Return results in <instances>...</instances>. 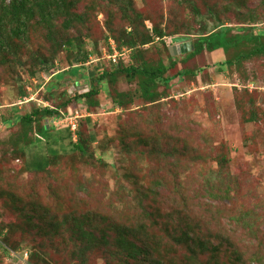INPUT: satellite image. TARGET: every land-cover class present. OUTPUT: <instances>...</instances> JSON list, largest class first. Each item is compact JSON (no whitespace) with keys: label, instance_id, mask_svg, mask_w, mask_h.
<instances>
[{"label":"rangeland","instance_id":"rangeland-1","mask_svg":"<svg viewBox=\"0 0 264 264\" xmlns=\"http://www.w3.org/2000/svg\"><path fill=\"white\" fill-rule=\"evenodd\" d=\"M91 1L73 4L86 18L77 20L75 29L64 32L58 15L53 26L61 31L58 37L41 28L29 40L15 39L0 49V264H264V57L243 60L237 68L223 63V48L204 51L170 72L196 67L198 76L180 74L168 87L160 82L158 89L168 95L154 103L139 95L137 81L125 74L115 83L99 82L107 86L96 96L97 106L65 103L89 89L83 83L96 85L89 75L98 76L94 64L101 57L112 72L113 47L132 26L140 23L143 29V20L161 22L169 31L200 32L217 22L210 13L216 7L219 22L252 26L257 33L264 28V0H120L131 4V19L120 5ZM137 13L141 19H134ZM80 36L91 53L84 66L66 42ZM142 49L143 59L163 57L168 63L162 43ZM117 51L114 62L129 59V50ZM44 57L54 66H43ZM115 90L132 93V102L116 106ZM46 106L64 113L56 128L76 126L84 136L92 131L96 141L46 171H28L9 140L19 135L21 116ZM48 131L39 134L45 138ZM47 142L32 140V167L44 166L39 154H45ZM42 203L54 212L43 211L34 222V206ZM100 215L120 226L138 217L139 232L156 239L153 261L129 257L134 238L126 244L117 230L105 231L103 238L96 233L92 250L83 249L79 235L93 229L90 219Z\"/></svg>","mask_w":264,"mask_h":264},{"label":"trees","instance_id":"trees-1","mask_svg":"<svg viewBox=\"0 0 264 264\" xmlns=\"http://www.w3.org/2000/svg\"><path fill=\"white\" fill-rule=\"evenodd\" d=\"M76 1L77 0H0V49L12 46L15 39L29 40L31 38V34L34 33V30H39L41 28H46L49 36L58 37L61 31L59 32V30L53 29L55 18L58 15L64 18V32L75 29L77 20L83 23L86 20L82 14H77L73 11V4L76 5ZM100 1H105L107 6L112 3L120 5V10L123 12L124 18L131 19L132 16L128 13V9H131V4L129 2L128 4L121 5L119 3L120 0ZM91 3L96 5L95 3H97V1L92 0ZM224 6L226 7V5ZM214 8L209 10L214 19L218 18L217 22L214 23L213 27L206 26L205 29L200 32H193L191 29H187L185 31L173 29L169 31V29H167L161 22H155L150 25L149 20L147 19L141 22V26H143V29L141 30L139 29L140 23L138 26H132L133 28L128 33L127 37L125 39H121L119 44L117 43V48L119 50L123 47L129 50V59L127 61H123L120 58L118 62L110 60V64L113 67L115 65L117 67L115 66V68L112 69V72H109L102 63L103 58L101 57L99 62L97 61V63L94 64V68L100 72L98 73V76L95 77L94 74L89 75V80H96V85H89V89L87 91L80 92L73 98L69 97L65 103L68 104V101L70 100L77 102H81L83 100L85 102L84 104L88 107L97 106L99 105V101L96 99V96L99 95L101 91L106 90L107 86L106 83L103 82L102 84H99V82L107 80L110 83H115L119 75L123 74H125L128 81L136 80L138 84L136 92L150 103H154L160 100L164 95H168L166 89H158L160 82L164 83L168 87L169 82L173 80L175 76L177 77L180 74L182 77L188 78H196L198 76L197 73L200 69H197L196 67L191 68L185 66L176 73L177 75H171L170 72L174 67L187 64L190 59L200 56L204 51L214 52L219 48H223L226 53V59L223 63L230 67L236 65L237 68H240L243 60H248L252 57H264V28L260 30L258 29L259 31L255 33L252 26L241 25L236 27L235 25L226 24L223 20L219 22L221 18L218 12L213 11ZM134 19H141V14L137 13ZM129 22L130 25L133 23L132 20H129ZM241 31L243 32L241 33ZM178 36L189 37L192 42V49L180 55H172L169 50V46L173 44L172 39ZM109 37L110 35L105 37V39H108ZM81 38L82 37L80 36L79 41L77 39H73V41L67 40L66 42H69L68 45H70V47L74 46V49L76 50L74 58L77 60V63H81L79 64L80 66H84L91 57V53L84 48V41ZM113 38L115 40L114 36ZM159 43H162L163 45L162 50L168 59V63L165 62L163 57L158 58L155 62L143 59V55L141 54V52H143L142 48L145 47L146 44H151V46L155 48L156 44ZM94 48H96V46ZM229 49L234 50L235 52L229 55ZM139 58H141L142 61L138 64L135 63V61ZM49 61L50 60H46L44 57L40 62L43 66L53 67L54 62ZM59 73L60 72H57L52 76H55L56 78ZM57 81L59 82V80ZM22 92L26 93L25 91ZM131 96L132 93L130 92L115 90V94L112 99L116 106L124 107L132 102L133 98ZM63 114L64 113L55 108L46 106L42 108H34L30 113H26L24 116H21L20 119L22 127L20 133L15 139L9 141L14 142L11 150L18 151L21 158H23L22 160L24 161L28 171H46L50 166L56 164L61 157H67L77 152L81 154L85 153L87 146H91L92 143L96 141V136L92 131L88 132L87 136H84L78 128L76 130H72L71 126L68 125H66V127H62L63 129L56 128L55 124L57 125L58 121L61 122L64 118ZM87 120L89 127H91L90 118L88 117ZM7 121L8 123L10 122L9 119ZM52 121L56 123H52ZM41 122L42 125H40ZM44 128L49 130L45 138L42 134H39V130ZM34 130L35 133L32 135ZM63 132H66V135L63 136ZM35 138L38 140H44L47 138V141H51L50 143L47 142L45 154H39L40 159L45 162L44 166L41 168H35L28 164L29 157L34 155V153L29 152L28 149L30 148L29 146H31L32 140ZM25 156L27 159L24 158ZM219 160L222 161V163H225L226 161L224 156H222ZM127 175L129 177L132 176L131 173H127ZM224 194H226V191H224ZM34 208L36 210L35 215L37 217H33L34 222L36 219L42 218V213H44L43 211L48 212L49 210H52V212H54L53 206L43 203L38 206L35 205ZM244 215L246 216V214ZM73 216L74 215H72V218ZM50 217H52V215ZM94 217L93 219H90L93 229L84 230L79 235L83 240V249L85 248L86 251L92 250L90 247H93L95 244L94 241L97 238L96 233H98L100 238H103L106 235L105 231L109 229L117 230L120 237H122L126 244L129 241V236L134 238V241L130 240L128 242L129 257L146 263L150 260L153 261L151 259L152 253L158 252L156 239L152 235L150 236L147 233L143 232V234L139 232L138 217L132 219L130 224H122L121 226L111 217L103 215L98 216L99 219H95ZM67 221L68 217L64 218L62 222L65 223ZM42 228L43 227H41V229ZM188 232L190 233L191 231H186L185 235L190 237L191 235L188 234ZM125 243L117 242L120 246L126 245ZM197 243H199V241H197ZM201 245L203 244L201 243ZM190 249L194 252H198V248L195 246L191 245ZM216 252L217 251H213L214 255ZM30 264L36 263L31 261Z\"/></svg>","mask_w":264,"mask_h":264},{"label":"water","instance_id":"water-1","mask_svg":"<svg viewBox=\"0 0 264 264\" xmlns=\"http://www.w3.org/2000/svg\"><path fill=\"white\" fill-rule=\"evenodd\" d=\"M173 44L169 46L172 55L184 53L192 49V42L189 37L178 36L172 39Z\"/></svg>","mask_w":264,"mask_h":264},{"label":"built area","instance_id":"built-area-1","mask_svg":"<svg viewBox=\"0 0 264 264\" xmlns=\"http://www.w3.org/2000/svg\"><path fill=\"white\" fill-rule=\"evenodd\" d=\"M111 52H113L112 53V60L115 61L117 55L119 54V52L117 51V48L115 46L113 47V49H112ZM71 128H72V130H75L76 129V126H74V127L72 126Z\"/></svg>","mask_w":264,"mask_h":264},{"label":"crops","instance_id":"crops-1","mask_svg":"<svg viewBox=\"0 0 264 264\" xmlns=\"http://www.w3.org/2000/svg\"><path fill=\"white\" fill-rule=\"evenodd\" d=\"M83 84H86V86H88L89 87V84L88 83H83ZM73 88H76V86L74 85V87ZM88 89L86 88V91H87ZM75 136V135H74Z\"/></svg>","mask_w":264,"mask_h":264}]
</instances>
